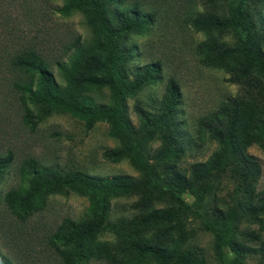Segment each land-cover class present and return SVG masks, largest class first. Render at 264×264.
<instances>
[{
    "label": "rangeland",
    "instance_id": "1",
    "mask_svg": "<svg viewBox=\"0 0 264 264\" xmlns=\"http://www.w3.org/2000/svg\"><path fill=\"white\" fill-rule=\"evenodd\" d=\"M58 6H61L60 0H0V163L4 164L0 175V261L4 264H163L152 255H140L122 239L129 234L135 239L142 237L153 241L150 244L157 246L169 247L176 243L182 250L197 252L207 264H221L214 253V236L203 229L190 196L183 197L190 208L177 213L175 220L165 224L151 222L142 228L150 211L166 206L156 204L151 209H141L136 197L112 198L105 226L82 244L57 241L54 233L63 226L61 234H64L69 221L76 224L86 219L90 205L88 196L69 190L43 195L35 199L29 209L18 207L19 212H26L24 218L8 209L5 197L10 190L21 187L20 198L25 197L27 186L23 184L21 169L28 160L59 173L77 171L99 179L115 175L131 179L140 177L127 160L111 163L103 158L104 151L118 146L117 141L108 136L107 123H96L86 131L83 123L69 114L47 113L43 105L34 102L24 91L30 75L18 65L19 57L36 52L43 61L50 63L47 67L62 85L53 62L66 60L65 48L76 38L84 44L90 37L81 15L61 17L54 11ZM260 15L264 19V1ZM174 17L176 15L168 19L163 17L145 31L127 36L126 44L134 50L129 69L135 72V68L159 63L161 71L156 81L144 87L136 98L128 99L126 104L128 117L137 126L135 102L156 112L168 95L169 78L174 79L180 98L173 121L183 146L175 167L188 177L191 164L206 161L217 150L209 127L226 131L227 114L236 105L239 88L230 81L224 69L208 63L203 36L197 29L184 23L182 14L177 19ZM31 74L34 90L40 87L42 79L35 70ZM89 94L97 104H110L106 89L93 90ZM240 112L241 133L254 132L258 112L253 108ZM160 144L159 136L149 143L147 157L150 158ZM245 153L252 156L260 168L255 184V204L264 196V151L251 144ZM25 168L31 176V167ZM233 191V184L224 181L219 190L205 197L201 207L214 206L216 211L226 213ZM214 196L217 201L213 203ZM156 235L160 237L155 239ZM237 235L235 248L228 251L231 261L234 264H264L254 253L261 249L260 241L264 242V217L245 216ZM95 247L110 249L114 260L95 258L91 255Z\"/></svg>",
    "mask_w": 264,
    "mask_h": 264
},
{
    "label": "trees",
    "instance_id": "2",
    "mask_svg": "<svg viewBox=\"0 0 264 264\" xmlns=\"http://www.w3.org/2000/svg\"><path fill=\"white\" fill-rule=\"evenodd\" d=\"M60 1L61 6L54 11L61 17L81 15L90 37L84 44L76 38L65 48L66 60L53 62L62 85L47 67L50 63L43 61L36 52L19 57L18 65L30 75L24 91L34 102L43 105L47 113L69 114L81 121L86 131L96 123H107L108 136L116 140L118 146L104 151L103 158L111 163L127 160L140 177L131 179L115 175L99 179L77 171L59 173L28 160L21 169L23 184L27 186L25 197L20 198L21 187L10 190L5 197L8 209L24 218L26 212H19L18 207L29 209L31 203L43 195L69 190L88 196L90 205L86 219L76 224L69 221L64 234H61L63 226L54 233L57 241L82 244L105 226L112 198L136 197L141 209H151L156 204L166 206L150 211L142 228L151 222L165 224L175 220L177 213L190 208L183 199L190 196L203 229L214 236L213 249L217 260L221 264H234L228 251L235 248L239 224L247 215L264 217V196L253 203L259 164L245 153L251 144L264 151V19L260 15L264 0ZM180 14L184 23L203 36L208 63L224 69L230 75V81L239 88L236 105L227 114L226 131L209 127V135L217 143V150L206 161L191 164L188 177L175 167L183 146L173 121L180 98L174 79L169 78L168 95L156 112L135 102L133 110L138 119L137 126L129 119L126 104L128 99L136 98L144 87L156 81L161 71L159 63L135 68V72L129 69L134 50L126 44L127 36L145 31L163 17L168 19L176 15L174 18L177 19ZM32 70L42 79L40 87L34 90ZM101 89L109 92L110 104H97L89 94ZM244 108H253L259 114L252 133H241L240 110ZM158 136L161 144L149 158L146 147ZM3 165L0 163V175ZM27 166L32 169L31 176L26 173ZM224 181L234 186L229 210L222 213L214 206L202 208L205 197L219 190ZM216 201L214 196L213 203ZM173 204L177 206L173 207ZM158 237L160 235L155 239ZM122 239L140 255H152L163 264H207L197 252L182 250L176 243L169 247L157 246L150 244L153 241L142 237L135 239L129 234ZM260 245L261 249L254 253L264 261V242L260 241ZM91 255L114 260L110 249L105 247L93 248ZM0 264L4 262L0 261Z\"/></svg>",
    "mask_w": 264,
    "mask_h": 264
}]
</instances>
